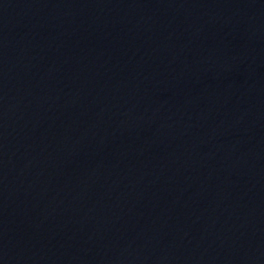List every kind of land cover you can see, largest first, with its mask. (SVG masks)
Wrapping results in <instances>:
<instances>
[{"label": "water", "instance_id": "obj_1", "mask_svg": "<svg viewBox=\"0 0 264 264\" xmlns=\"http://www.w3.org/2000/svg\"><path fill=\"white\" fill-rule=\"evenodd\" d=\"M0 264H264V0H0Z\"/></svg>", "mask_w": 264, "mask_h": 264}]
</instances>
